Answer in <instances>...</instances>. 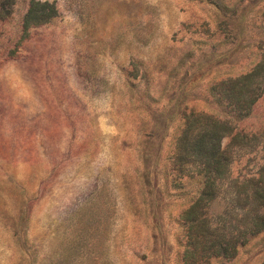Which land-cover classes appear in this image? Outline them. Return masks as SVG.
<instances>
[{
    "label": "rangeland",
    "instance_id": "obj_1",
    "mask_svg": "<svg viewBox=\"0 0 264 264\" xmlns=\"http://www.w3.org/2000/svg\"><path fill=\"white\" fill-rule=\"evenodd\" d=\"M262 185L264 0H0V264H264Z\"/></svg>",
    "mask_w": 264,
    "mask_h": 264
},
{
    "label": "trees",
    "instance_id": "obj_2",
    "mask_svg": "<svg viewBox=\"0 0 264 264\" xmlns=\"http://www.w3.org/2000/svg\"><path fill=\"white\" fill-rule=\"evenodd\" d=\"M34 5H37L36 3H33V6ZM42 7H41V10H42V12H44V10H45V8H46V10H47V8H48V10L50 9L51 10V8H49L48 6H47V4H44V5H41ZM34 10V7H32V5L29 7V10H28V13L30 14L32 11ZM45 13V12H44ZM29 16V15H28ZM28 16H27V18H28ZM43 16V15H42ZM45 18H44V20L45 19H48L49 17H51V11L50 12H48V14H45V16H44ZM212 150H213V158H212V160L208 163V167H210L209 168V170L210 169H213V171H214V173L215 174H217V173H219L220 172V164H221V161L219 160V159H216L215 160V158H214V156H216V155H219L220 153H219V149H218V145H217V143H214L213 144V146H212ZM213 175H212V173H210V171H209V173H207V175H206V180H205V183L207 184V186L209 187V189L212 187V184H213ZM215 177H217V176H215ZM255 196H256V202H257V204L260 206V207H264V185H262L261 187H259V190H257L256 191V193H255ZM258 217V225L259 226H261L259 229V231H263L264 230V215H261V216H257ZM221 245V246H220ZM219 246L220 247H222V244H221V242H220V244H219Z\"/></svg>",
    "mask_w": 264,
    "mask_h": 264
}]
</instances>
